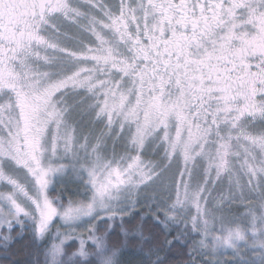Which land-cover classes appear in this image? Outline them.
Wrapping results in <instances>:
<instances>
[{
	"label": "snow or ice",
	"instance_id": "obj_1",
	"mask_svg": "<svg viewBox=\"0 0 264 264\" xmlns=\"http://www.w3.org/2000/svg\"><path fill=\"white\" fill-rule=\"evenodd\" d=\"M77 3L0 0V186L6 189L0 190V230L11 233L19 226L23 231L27 220L38 240L54 217L123 219L158 176L157 164L145 165L140 150L159 130L165 160L182 159L183 167L160 189L167 193L159 198L164 206L156 207L163 219L153 218L164 229L184 223L180 236L203 234L188 264H198L205 252L211 258L203 264H252L254 258L264 264V0H117L115 8L105 0H83L87 11ZM58 18L88 33L91 42L62 45L53 33H68H61L54 22ZM63 61L75 70L56 71ZM76 89L90 94V107L104 128L126 132L129 152L106 160L100 155L107 135L102 132L91 146L94 159L80 163L88 137L80 143L62 103L64 94ZM69 155L72 171L85 185L86 202L70 200L58 209L48 189L52 176L69 166L57 161ZM198 161L206 166L202 183L194 184ZM5 162L15 167L6 170ZM222 174L233 194L221 197L217 210L231 211L236 201L246 212L243 227L235 217L230 223L236 226L230 227L221 216L222 234L216 236L202 202L210 194L208 185ZM249 197L255 203H244ZM192 208L196 215L190 225L175 215ZM96 232L93 225L86 239L78 237L74 255L83 259L63 258L69 238L64 234L46 250L45 264H120L121 249ZM179 238L158 246L146 241L148 264H165L159 253ZM10 239L3 236L5 242ZM89 242L91 252L85 248ZM228 252L231 258H224Z\"/></svg>",
	"mask_w": 264,
	"mask_h": 264
},
{
	"label": "rangeland",
	"instance_id": "obj_2",
	"mask_svg": "<svg viewBox=\"0 0 264 264\" xmlns=\"http://www.w3.org/2000/svg\"><path fill=\"white\" fill-rule=\"evenodd\" d=\"M76 6H79L82 8V10L87 11V6L83 4V0H78V3ZM117 6V0L116 3L113 4V8ZM57 26L61 29V33H68L67 36L53 33V35H59L60 36V42L62 45L67 47H75L78 43L83 42L85 44L91 42V37L88 33L80 30L78 27L72 25L68 21L64 20L63 18H58L54 21ZM85 67H91V65H83ZM56 71H63L65 73H69L71 71L75 70V66L67 61H63L58 63L54 66ZM3 101H0L2 103ZM63 104H65L68 108V112L66 113V116L68 118V121L70 123H73L77 131L80 133V143H85L83 137H88V148L87 151L84 149H80L79 156H80V163H85L86 158H92V145L96 144V137L97 135L103 132L107 133V135L104 136V143L101 146L100 155L105 157L106 160H111L113 155L116 154L117 157L120 155H125L130 150V146L127 144V134L126 132H120L119 135L117 133L119 132V127L115 126L113 128L112 132H109L108 129L104 128V125L99 122V120L95 119V112L94 108L90 107V105L93 103L92 98L90 94L86 92L84 89H76V90H70L67 91L64 94L63 97ZM5 117H7V114H5ZM2 135V134H0ZM162 135V132L158 130L157 133H154L152 137H149L148 140L145 142V146L142 150H140L141 159L144 161L145 165H155L158 166V176L154 178L152 182L148 184L147 187H145L141 192V197L139 198V202L142 201L143 198L149 197L146 202L138 203L135 205V207H131L130 209H126L125 212L122 214L123 217H130L134 211H139L143 207H149L153 203V198L157 197H165L167 196V193H164L163 191H160L162 189L164 184H167V182L171 179H173L176 176L177 171L183 167L182 159H175L173 161H166L164 158V146L162 142L159 140V136ZM136 152H132L131 155H136ZM70 160L71 156H67L64 159L58 160L57 163L69 165L65 172L63 174H55L52 176V183L49 185L48 189V195L50 199L54 200V206H56L58 209H60V206L63 205L65 208L69 206V201H75V202H81L85 201V193H84V187L85 185L79 181L76 174L72 171L70 166ZM203 163L197 162V165L193 169V174L191 176L192 183H198L203 180ZM15 166L5 162V168L6 170H12ZM17 172L22 173L23 170L16 168ZM215 174L213 173V176ZM87 177L85 176V179ZM187 180L188 177H185ZM246 179V178H245ZM177 180H179V176L177 175ZM24 182L23 180L21 181ZM26 187L28 185L26 184ZM59 188L58 193V199L52 198L51 192L54 188ZM210 194L207 197L206 202H202V206L205 207L210 215L206 216L205 219L209 220V228L211 235L219 236L222 233L219 231L220 228V222L219 218L221 216L225 217V222L228 223V226L235 227L236 224L230 223L233 217L237 218V224H239L241 227H243V222L241 218L246 212V208L243 206H237L239 202L234 201L233 204L230 206L231 211L227 210V207L222 210H217L218 202L220 201L221 197L227 198L230 195L233 194V190L229 187V177L226 174H222V178L213 184L208 185ZM0 190H6L2 186H0ZM73 197L69 199L68 203L65 205L62 204L64 193ZM74 194V195H73ZM152 196V197H151ZM175 197L173 196V199ZM68 199V198H67ZM255 203V199L253 197H249L248 200L244 201V203ZM171 203V201H169ZM160 206L163 207V202L157 200V203L152 204V206ZM147 209V208H146ZM157 208L154 212H157ZM163 219V214L161 213ZM177 217L180 220H188L190 225V217L196 215L195 208L191 209V212L186 215V210H179L175 213ZM118 219H121L118 215ZM109 222H112L114 220H108ZM25 223H30V221H25ZM98 223L99 221L96 220H90L88 217H81L80 220L74 221V222H65L64 220L60 219L59 217H54L53 221L51 222L49 226L48 232L45 234V237L49 232L52 230L54 231V234H52V237H49L50 241V247L52 244L60 243V239L64 238V234H68L69 238L65 240L64 244L62 245L63 252H64V246L67 242H76L79 246V239L78 237L83 236L85 239L89 235L88 229L93 227V225L96 226L98 234ZM169 231H173L177 237H180L179 239H182L184 241H187L192 245V248L194 246L198 247V242L202 239H204V236L202 233L198 234L197 232L187 231L184 236H180V233L182 231H185V224L180 223L179 227L175 225H171L167 228ZM3 230H0V237H2ZM59 236V239L57 238ZM206 243H211L210 238L205 241ZM85 248L91 252V242L85 245ZM192 250V249H191ZM79 251V247H78ZM78 251L75 253L77 254ZM63 254V253H62ZM79 257L78 255H76ZM82 258V257H81ZM210 255L205 252L203 257H197L198 263L203 264L204 260L210 259ZM224 258H231V253L228 252L225 254ZM125 257H122L120 259V264H128V262L125 261ZM230 264H233V262H230ZM252 264H258V260L255 258L252 261Z\"/></svg>",
	"mask_w": 264,
	"mask_h": 264
},
{
	"label": "trees",
	"instance_id": "obj_3",
	"mask_svg": "<svg viewBox=\"0 0 264 264\" xmlns=\"http://www.w3.org/2000/svg\"><path fill=\"white\" fill-rule=\"evenodd\" d=\"M105 2L113 7L116 0H105ZM100 135L101 131L97 136ZM58 191L59 188L57 187L52 190V198L58 197ZM63 197L62 204L65 205L73 196L64 193ZM148 198H143L139 203L146 202ZM159 198L157 197V200ZM155 210L156 205L147 206L139 211H134L130 217L98 223V234H106V242L121 249L119 262L122 257H125L128 264H148L149 257L146 253L149 244L146 241L150 240L153 245L158 246L165 239L172 241L177 237L173 231L164 229L153 218L154 214L162 217L161 213L154 212ZM54 231L52 230L46 237L38 240L33 239L30 223H25L23 231L19 226H16L11 233L3 231L2 237H0V264H45V252L51 244L49 237H52ZM4 235H10L11 239L5 242L3 240ZM78 247L76 242H67L62 254L63 258L71 261L83 259L74 255L78 251ZM191 249L192 245L190 243L179 239V241H174L172 245H164L163 251L159 255L164 258L165 264H188V261L192 258L190 255ZM152 259H155V257H152Z\"/></svg>",
	"mask_w": 264,
	"mask_h": 264
}]
</instances>
